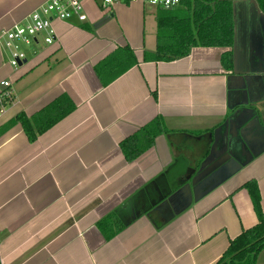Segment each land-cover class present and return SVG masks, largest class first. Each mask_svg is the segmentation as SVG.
I'll return each mask as SVG.
<instances>
[{"label":"crops","instance_id":"obj_1","mask_svg":"<svg viewBox=\"0 0 264 264\" xmlns=\"http://www.w3.org/2000/svg\"><path fill=\"white\" fill-rule=\"evenodd\" d=\"M44 1L0 0V30ZM81 2L86 20H53L54 41L38 37L17 67L0 41V94L9 92L0 264H217L258 222L242 187L249 180L264 216V16L233 0L231 46L144 61L155 50L157 7L104 12L100 0ZM125 46L135 63L103 85L95 66ZM55 100L44 120L64 116L34 141L9 123ZM157 118L162 131L127 160L121 143Z\"/></svg>","mask_w":264,"mask_h":264},{"label":"trees","instance_id":"obj_2","mask_svg":"<svg viewBox=\"0 0 264 264\" xmlns=\"http://www.w3.org/2000/svg\"><path fill=\"white\" fill-rule=\"evenodd\" d=\"M255 1L264 11V0ZM232 3L233 0H181L174 8L157 6L155 50L144 52L143 60L171 61L188 55L191 48L196 46H231ZM135 61L131 49L119 47L95 66V72L101 83L106 85ZM58 107L60 101L55 100L30 117L18 113L9 123H19L28 139L34 141L39 133L64 116L65 112H60L44 120ZM161 131V121L157 118L142 127L136 136L124 140L121 149L126 159L133 160L150 147ZM242 187L250 196L258 222L229 241L217 264H255L259 253L264 250V216L257 183L249 180Z\"/></svg>","mask_w":264,"mask_h":264},{"label":"built area","instance_id":"obj_3","mask_svg":"<svg viewBox=\"0 0 264 264\" xmlns=\"http://www.w3.org/2000/svg\"><path fill=\"white\" fill-rule=\"evenodd\" d=\"M181 0H100L101 9L110 11L115 5L142 3L150 6L174 8ZM76 17L80 21L86 20V14L81 0H45L24 18L8 29L0 30V41L10 51L9 63L17 67L25 58V53L19 49L20 44L30 45L38 37L44 43H52L55 39L53 20H68ZM8 86V81L2 82ZM9 98V92L0 94V115L4 109V102ZM1 245V241H0Z\"/></svg>","mask_w":264,"mask_h":264},{"label":"water","instance_id":"obj_4","mask_svg":"<svg viewBox=\"0 0 264 264\" xmlns=\"http://www.w3.org/2000/svg\"><path fill=\"white\" fill-rule=\"evenodd\" d=\"M247 1H249V3H251L253 5V7H254V9H255V11H256V13H257L258 16H260V17H263L264 16V15H262L260 13V10L257 7V3L254 0H247ZM254 118H255V120H258L259 117H258V115H255ZM261 118L264 119V116L263 117L261 116ZM198 176H200V172L197 173V175H196L195 178H197ZM194 180L195 179H193V182L192 183H194ZM195 190H196L195 187H193V191H195Z\"/></svg>","mask_w":264,"mask_h":264},{"label":"rangeland","instance_id":"obj_5","mask_svg":"<svg viewBox=\"0 0 264 264\" xmlns=\"http://www.w3.org/2000/svg\"><path fill=\"white\" fill-rule=\"evenodd\" d=\"M31 46H32V44L31 45L20 44L19 49L22 52L26 53V52H28L30 50Z\"/></svg>","mask_w":264,"mask_h":264}]
</instances>
